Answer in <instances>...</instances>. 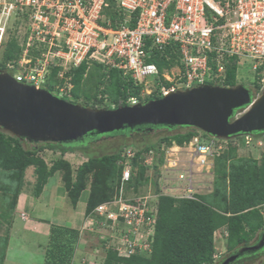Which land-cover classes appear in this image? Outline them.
Listing matches in <instances>:
<instances>
[{
  "label": "built area",
  "instance_id": "built-area-1",
  "mask_svg": "<svg viewBox=\"0 0 264 264\" xmlns=\"http://www.w3.org/2000/svg\"><path fill=\"white\" fill-rule=\"evenodd\" d=\"M111 1L123 15L115 27L104 14L110 0H0V46L10 33L20 48L19 59L7 62L3 70H15L16 81L42 88L51 71L57 69L59 83L54 89L62 98L72 88L70 72L83 63L87 66L96 63L105 72L116 69L134 85L142 86L145 93L127 99L128 105H136L153 93L163 97L169 92L204 84L225 87L222 84L226 64L235 57L252 62L251 70L262 88L264 0ZM134 15L135 24L130 27ZM167 48L176 60L170 72L164 69L163 74L150 60L154 53H165ZM202 134L197 132L182 146L173 144L162 149L163 163L158 169L163 167L165 174L160 171L159 178L174 172L167 183L171 179L175 185L169 189L159 187V195L197 200L191 185L197 171L205 168L209 159L222 154L229 140L239 138L222 140ZM240 138L246 146L254 139L252 135ZM186 147L190 160L181 161L177 154ZM138 151L126 147L119 153L117 166L121 176L117 191L89 214L123 229L119 243L111 247L125 258L151 252L158 214L157 201L152 204L126 196L128 183L137 172L132 161ZM158 158L152 149L143 152L141 165L153 168ZM170 160L174 163L171 166ZM259 212L264 223V204ZM214 255L215 260L221 254Z\"/></svg>",
  "mask_w": 264,
  "mask_h": 264
},
{
  "label": "trees",
  "instance_id": "trees-1",
  "mask_svg": "<svg viewBox=\"0 0 264 264\" xmlns=\"http://www.w3.org/2000/svg\"><path fill=\"white\" fill-rule=\"evenodd\" d=\"M104 14L108 16L114 27L123 20L122 13L117 10L111 0L108 8L104 10ZM134 17L135 15L128 24L130 27L135 24ZM6 41V45H4L0 55L2 56L0 69H3L7 62L19 59L20 48L16 40L12 38ZM167 57H170L169 60H167ZM175 60V54H172V50L167 48L165 53H154L150 61L162 72L164 69L173 66ZM91 66L101 73L99 75L100 79L97 80L95 86L96 89L102 84V77L106 76L105 78L110 79L109 85L104 90L98 91L102 94H108L109 99L97 98V93H95L93 96L94 100L91 101L90 97L84 95L85 103L82 106L91 108H108L110 105L115 107L126 106L129 97L139 95L138 91L142 89V86L134 85L130 79L124 78L120 71L110 69L108 72H103L101 65L93 63ZM210 66L214 67L212 62H210ZM87 68V65L83 63L70 72L72 88L62 95V99L67 101V99L71 98L73 102H68L79 104L80 96L78 91ZM238 69L237 58H230L226 64L223 86L234 87L237 85ZM57 71V69L51 71V75L44 85L46 89L53 90L56 94L57 90L54 89V86L55 83H59V80L56 79ZM257 79V75L254 76L253 86L255 92L260 89ZM254 95L252 93L253 98ZM160 98L156 93H153L144 99L143 102ZM162 129L166 132L180 129H186V131L162 135L153 141L149 138L148 135L151 131ZM196 134L197 131L190 127L141 126L138 129L122 130L101 136H117L120 141H125V138H129V143L119 145L111 154L93 157L88 149L91 142L100 136L87 137L83 141L71 144L37 143L32 144L36 145L35 148L25 149L22 146L25 143L24 141L0 129V170H2L0 182L12 187L11 190L7 191L8 194H16L17 189L20 187L19 185H21V183L19 185L18 183L23 171L25 173L28 167L34 166L35 168L37 167L35 192L41 194L47 183L48 176L50 177L55 171L64 167L66 168L63 174L65 188L69 190L71 202L77 208L80 192L83 188L82 173L89 171L94 165L99 166L101 169L98 172L97 181L83 207L85 213L88 214L98 204L110 200L115 195L121 176V169L117 166V160L119 153L124 148L133 147L140 151L137 152L136 158L132 161V165L137 167L138 174L133 176L128 183V187H133L136 191L140 183L147 179L145 178L146 167L141 165L143 152L152 149L159 155L157 164L153 166L158 173V167L163 163L162 149L173 144L182 146L188 143ZM135 135L141 138L140 143L135 141ZM202 135L207 136L206 134ZM263 135L264 132L258 133L254 137L255 139L262 137L264 142ZM241 143L245 146L243 140ZM237 147H240L238 138L229 140L227 149L213 159L212 191L209 194L199 195L197 200L177 199L164 194L159 195L157 199L156 230L150 258L147 259V257L143 256L124 258L119 256L118 252L110 246L111 249L105 252L102 264H212L214 233L222 228L227 232L226 246L231 253L240 247L248 246L256 234L259 235L262 233L261 231L264 232V224L259 212V207L264 204V157L260 161L253 158L237 157ZM46 150L58 151L61 155L80 151L87 157L76 175L77 180L75 182L72 181L68 162L62 159L53 163L49 170L47 169L43 160L37 156ZM110 163L111 167L107 168L104 166ZM7 178L11 179V181L5 180ZM116 178L117 180H115ZM9 207L11 205L8 202V197L1 195L0 215L4 216V218L8 217ZM249 257L247 256L246 258ZM59 264H64V262L61 260ZM261 264H264V262Z\"/></svg>",
  "mask_w": 264,
  "mask_h": 264
},
{
  "label": "rangeland",
  "instance_id": "rangeland-1",
  "mask_svg": "<svg viewBox=\"0 0 264 264\" xmlns=\"http://www.w3.org/2000/svg\"><path fill=\"white\" fill-rule=\"evenodd\" d=\"M10 36L11 35L9 33L6 36L5 40L1 43L0 55L4 45H6V40L12 39ZM0 61H2V56H0ZM251 64L252 62L250 60L242 59L240 61L239 59H237V65L239 69L237 71L236 79L238 81L237 84L243 85L245 88L252 91L251 94H255L253 98L255 99L260 95L264 88H261L258 92H255V88L253 86L255 74L251 70ZM87 67V72L85 74V77L81 81V86L78 91L80 96L78 101L79 104L82 105L85 103L83 97L84 95H87L91 98V101H93V96L95 93H97V98L109 99V97L107 96L108 94H102L98 91L104 90L106 86L109 85L110 79L105 78L106 76L104 78L102 77V84H100L98 89H96L95 86L97 80L100 79L99 75L101 73L91 65H88ZM167 69L169 70V68ZM165 71H162V73H166ZM7 72L12 76L16 75L15 70H7ZM169 72L170 70L167 73ZM57 83H55V85ZM258 83L259 80H257V84ZM146 84L151 85L153 84V82H147ZM43 88H45V86H43ZM48 91L53 95H57L53 90ZM138 92L139 94H143L145 93V90L142 89ZM67 101L73 102V99L69 98L67 99ZM239 112L240 114H242L244 110H240ZM185 131L186 129H180L174 130L172 132H166L164 129H162L151 131L148 136L153 141L162 135L177 132L182 133ZM135 136L136 137L133 136L134 138H136L135 141L137 143H140L139 141L141 140V138L137 135ZM238 141L240 147H237V157L253 158L258 161H260L262 157H264V142L262 140V137L252 139V142L248 146L242 145V138H238ZM129 142V138H125V141H120L117 136H100L91 142L88 151L93 157H99L104 154H111L117 147H119V145ZM22 146L25 149H32L35 148L36 145L25 142L22 144ZM173 146L174 145H171V147ZM189 152L190 151L188 147H186L185 150H183L182 148L181 151L176 154L179 156V160L182 161L185 158L187 161H189ZM37 156L43 160V163L44 165H46L48 170L49 168H51L53 163L58 162L60 159L68 162L69 169L72 174V181L74 182L77 180L76 175L80 167L87 159V157L84 156L80 151L61 155L58 151L54 152L46 150L39 153ZM167 158L169 159L168 156ZM173 164V161L170 160L169 166ZM213 164L214 161L209 159L207 161V164L205 165V168L199 169L196 173V176L194 175L195 177H193V183L191 184L193 187L192 192H194V196L197 197L199 195L209 194L212 191ZM104 166H106L107 168L111 167V163ZM100 169L101 168L99 166L94 165L89 169V171L82 173L83 188L80 192V200L77 208H75L74 204L71 202L69 190L65 188L66 185L64 183L63 174L65 173L66 168L64 167L55 171L50 177L48 176L47 183L44 186L41 194H37L35 192L37 181V167L35 168L34 166L28 167V171H25V173L23 171L18 183V185L20 183L21 185H19L20 187L19 189H17L16 194H8L7 191L11 190L12 187L8 184H3V182H0V196L6 195L8 197V202L11 205V207L8 208L7 218H4V216L0 215V247L8 246L10 237H13V242L15 241V243H17L16 246L22 245L25 242L28 243L29 241H32L35 238L37 231L39 230L36 228H32V226L34 225L31 226L30 222L27 223V221L35 220L37 222H40L41 224H47L49 226V230H51L46 243H44V257H42L44 264H59L61 260L64 262V264H102L105 258V252L108 249H111L110 246L112 244L117 246V244L119 243L121 237H119V233L123 229H121V227L117 228L116 226L111 224L112 222L106 221L105 219L97 217L94 214L89 216L90 213L86 214L85 209L83 208L90 193L92 192L95 182L97 181L98 172L100 171ZM158 170L159 172L157 173L156 169L147 168L145 171L146 177L144 176L147 179H144L143 182L140 183L136 191L133 187H128L126 196L130 199H139L143 200V202L147 201L154 204V202L157 201V196L161 193L160 191L158 192V190L160 189L159 187L169 189L175 185L174 181L171 179H169V183H167V179L172 178L174 172L166 174L159 178L160 171L165 174V169L161 167ZM1 173L2 170H0V174ZM134 174L136 175L138 174V172ZM5 180L11 181V179L8 178ZM115 180H117V178ZM23 194L28 195V200L24 199L25 196ZM21 195L22 197H24L22 198V200L18 199V197H20ZM127 197H125V199H127ZM71 217L74 218V220H78L76 222L80 224L78 228L77 224L70 220L72 219ZM67 220H69L70 222ZM19 226H21L22 230L18 229ZM116 229L118 230L115 231ZM75 233L76 235H74ZM258 236L259 235L256 234L253 240L250 241L249 245L254 244ZM226 239L227 232H225V229H218L217 231H215L213 239V255H221L219 257L220 259L216 258L214 260L213 258L212 264H220L223 259L230 255L231 252L227 250ZM34 241H36V239H34ZM38 246H42V244L38 243ZM2 251L3 247L0 248V253ZM151 253L152 249L149 254H146L143 257H147L148 259L150 258ZM2 259L3 258L0 259V264H2ZM263 262L264 250L258 252L257 255L243 259L236 264H261ZM8 264L21 263L8 262Z\"/></svg>",
  "mask_w": 264,
  "mask_h": 264
},
{
  "label": "water",
  "instance_id": "water-1",
  "mask_svg": "<svg viewBox=\"0 0 264 264\" xmlns=\"http://www.w3.org/2000/svg\"><path fill=\"white\" fill-rule=\"evenodd\" d=\"M240 110H244L240 114ZM151 127H190L229 140L264 132V90L255 99L243 85L204 84L169 92L132 106L88 108L70 103L45 88L20 83L0 70V129L29 144H71L87 137ZM264 248V232L221 264Z\"/></svg>",
  "mask_w": 264,
  "mask_h": 264
},
{
  "label": "crops",
  "instance_id": "crops-1",
  "mask_svg": "<svg viewBox=\"0 0 264 264\" xmlns=\"http://www.w3.org/2000/svg\"><path fill=\"white\" fill-rule=\"evenodd\" d=\"M28 171V170H26ZM25 196L18 197V199L24 198L25 200H28V195L23 194ZM23 199V200H24ZM72 218V217H71ZM74 223H76L78 220L74 218L70 219ZM69 221V220H67ZM30 222V225L32 228H36L39 231H37L35 238L32 241H29L28 243L25 242L22 245H17L15 241L13 242V237H10L9 239V245L8 246H1L3 247V251L0 253V259H2V264H8L9 263H21V264H44L42 257H44V243H46L48 239V235L50 233L49 226L47 224H41L40 222H37L35 220L27 221V223ZM70 222V221H69ZM77 224V228L80 224ZM39 225V226H35ZM19 230L21 229V226L18 227ZM43 230V231H42ZM42 232V234H41ZM38 243H41L42 246H38ZM11 244V245H10ZM31 244V245H30ZM0 247V248H1Z\"/></svg>",
  "mask_w": 264,
  "mask_h": 264
},
{
  "label": "flooded vegetation",
  "instance_id": "flooded-vegetation-1",
  "mask_svg": "<svg viewBox=\"0 0 264 264\" xmlns=\"http://www.w3.org/2000/svg\"><path fill=\"white\" fill-rule=\"evenodd\" d=\"M259 235H260V234H259ZM258 237H259V236H258ZM257 240H258V238H257ZM257 240H256V241H257ZM248 246H249V245H248ZM240 248H242V247H240ZM240 248H239V249H240ZM239 249H238V250H239ZM238 250H236V251H238ZM262 250H264V248H263ZM262 250H261V251H262ZM236 251H235V252H236ZM259 252H260V251H259ZM233 253H234V252L230 253V255H232ZM257 254H258V253L248 254V255H247V253H243L242 256H241L240 258H238L237 260H235V261L232 262L231 264H236V263H238L240 260H242L243 258H246L247 256L249 257V256L257 255ZM230 255H229V256H230ZM229 256H227L226 258H228ZM226 258H225V259H226ZM225 259H223V260L220 262V264H221Z\"/></svg>",
  "mask_w": 264,
  "mask_h": 264
},
{
  "label": "clouds",
  "instance_id": "clouds-1",
  "mask_svg": "<svg viewBox=\"0 0 264 264\" xmlns=\"http://www.w3.org/2000/svg\"><path fill=\"white\" fill-rule=\"evenodd\" d=\"M0 70H3V69H0ZM105 72V71H104ZM8 73V72H7ZM9 74V73H8ZM238 85V84H237ZM240 85V84H239ZM259 85V84H258ZM260 86V85H259ZM222 87V86H221ZM43 88V87H42ZM262 88H264V84H263V86H262ZM260 89H261V86H260ZM250 90V89H249ZM57 96V95H56ZM143 103V102H142ZM126 106H132V105H126ZM90 108V107H89ZM116 108V107H115ZM114 108V109H115ZM103 109H109V108H103ZM197 132H200V131H198V130H196ZM202 133V132H201ZM204 134V133H203ZM253 137L255 136V135H252ZM256 137V136H255ZM254 137V138H255ZM175 145V144H174ZM223 229V228H222ZM156 230V229H155ZM152 246H153V244H152ZM132 257V256H131ZM125 258V257H124ZM128 258H130V257H128ZM220 259V258H219Z\"/></svg>",
  "mask_w": 264,
  "mask_h": 264
},
{
  "label": "bare ground",
  "instance_id": "bare-ground-1",
  "mask_svg": "<svg viewBox=\"0 0 264 264\" xmlns=\"http://www.w3.org/2000/svg\"><path fill=\"white\" fill-rule=\"evenodd\" d=\"M261 93H262V92H261ZM261 93H260V94H261Z\"/></svg>",
  "mask_w": 264,
  "mask_h": 264
}]
</instances>
